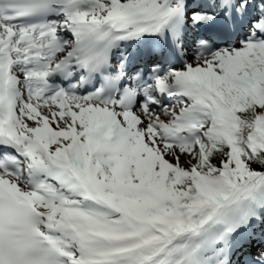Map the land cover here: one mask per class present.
<instances>
[{
	"label": "snow or ice",
	"instance_id": "1",
	"mask_svg": "<svg viewBox=\"0 0 264 264\" xmlns=\"http://www.w3.org/2000/svg\"><path fill=\"white\" fill-rule=\"evenodd\" d=\"M0 264H264V0H0Z\"/></svg>",
	"mask_w": 264,
	"mask_h": 264
}]
</instances>
